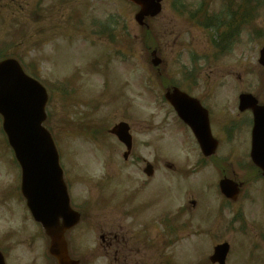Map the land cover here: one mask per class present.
Instances as JSON below:
<instances>
[{"label": "rangeland", "instance_id": "obj_1", "mask_svg": "<svg viewBox=\"0 0 264 264\" xmlns=\"http://www.w3.org/2000/svg\"><path fill=\"white\" fill-rule=\"evenodd\" d=\"M199 1L206 11L205 15L200 14L201 17L219 12L229 2L232 12H240L244 2L240 0V7L233 5L234 0H185L186 13L178 4L179 13L171 9L170 0H166L160 16L148 22V32L134 22L136 10L120 0H2L0 3V56H16L46 87L48 102L44 126L59 149L61 166L68 174L65 179L72 186L73 196L81 198L76 202L87 201L96 207L92 216L101 221L98 229L80 224L69 236L78 241L73 245L82 264H110L106 249L96 247L99 236L106 234L109 223L115 218L110 208L114 212L120 201H114L111 207L108 204L105 209L98 197V189L108 181V174L111 175L108 165H115L112 172L114 192L123 189L124 181L125 185L130 183L123 178L125 172L121 169L126 164L122 160L124 149L119 148L107 133L121 121L129 125L133 149L137 150L127 164L141 167V162L136 159L140 158L158 167L156 177L140 190L147 199L145 202H152L151 191L159 187L171 192L173 197L178 196L176 206H180L186 197L188 201L195 199L190 183L199 194L201 210L198 217H193L192 236H188L190 232H178L175 244L171 243L169 248L166 243L162 256L169 255L174 264H208L207 257L213 247L226 242L230 246L226 264H264V205L259 203L264 199V192L259 181L251 184L256 203L249 202L248 197L242 200L248 230H236L238 223L231 221L233 216L230 215L222 219L219 232L210 230L200 234V226L195 220L203 219L207 224V219L211 220L218 212L213 205L216 173L211 164L220 174L219 167L227 169L233 160L239 169L236 168L237 178H252L247 165L248 134L243 128L229 141L222 136L214 159L205 164L200 162L202 167H199L197 162L202 158L190 132L175 124L169 107L162 100L164 90L174 84L189 88L195 97L204 96L201 103L208 111L213 132L220 128V123H227V127L233 124L227 122L228 112L233 111L231 101L237 102V96L231 98L232 92L236 91L238 95L252 93L263 103L264 71L258 66L257 59L260 42L264 40V7L254 12L258 14L252 23L240 27L238 38H235L239 41L233 50L225 53L222 59L207 63L205 59L191 55L200 57L213 51L208 44L209 31L199 25L201 17L198 14L194 19L190 17L189 12L195 14ZM81 26L87 27L90 40L84 39L86 29L81 31ZM254 30H261L260 35ZM51 32L53 36L48 38ZM85 37L88 38L86 33ZM145 48H156L160 54L163 63L158 70L150 65ZM190 59L196 60L194 79L188 73ZM33 63L36 65L34 70ZM238 119L244 120L243 116ZM97 130L103 134L99 135ZM4 140L5 137L0 135V238L7 234L13 237L7 248L3 245L7 251L6 262L48 264L42 257L40 241L34 237L38 236L39 229L35 225L29 227L28 219H20V206H16L19 170L13 165ZM110 150L114 152L109 153ZM218 159L224 165L218 163ZM165 164L183 166L186 173H192L181 181L177 173L165 175L162 166ZM95 183L99 185L97 189ZM183 187L189 192L178 195L184 192ZM89 191L94 196L91 199L87 196ZM82 194L87 197H78ZM139 198L135 203H140ZM162 204L171 207L172 201L162 198ZM197 207L195 205L191 213ZM139 220L138 216L127 217L124 226L130 224L135 229ZM143 264L147 262L144 260Z\"/></svg>", "mask_w": 264, "mask_h": 264}, {"label": "water", "instance_id": "obj_2", "mask_svg": "<svg viewBox=\"0 0 264 264\" xmlns=\"http://www.w3.org/2000/svg\"><path fill=\"white\" fill-rule=\"evenodd\" d=\"M127 1L139 7L135 20L140 25L145 17H154L160 12L161 0ZM260 63L264 65V49L260 53ZM152 64L157 66L159 60L153 59ZM167 99L180 113L182 120L191 126L204 155H211L216 142L210 136L206 112L200 109L196 101L178 92L173 96L167 95ZM45 103V91L25 76L15 61L0 62V115L3 117V130L22 169V194L34 220L41 224L51 240L50 254L58 264H74L67 257L63 233L75 225L78 218L68 207L52 140L41 127L45 119ZM246 109H250L254 117L251 158L264 176V107H258L250 96H242L240 110ZM127 131L126 126L120 125L115 134L129 147ZM220 188L223 194L229 196L227 183H220ZM226 251V245L219 246L211 261L223 264ZM0 264H3L1 258Z\"/></svg>", "mask_w": 264, "mask_h": 264}, {"label": "flooded vegetation", "instance_id": "obj_3", "mask_svg": "<svg viewBox=\"0 0 264 264\" xmlns=\"http://www.w3.org/2000/svg\"><path fill=\"white\" fill-rule=\"evenodd\" d=\"M238 29L239 22L234 20L233 34ZM133 152L134 150H131L129 157L126 159L127 161L132 156ZM138 162L144 161L139 158ZM152 167L153 173L150 177L151 179L156 177L158 169L157 165L155 164H153ZM164 167L166 168L165 171L167 173L170 171L177 173V178H182V176H184L183 174L186 172L179 169L182 168V166L177 167L173 165H165ZM122 169L123 172H125L123 178L130 181V183H128V185H124L120 193H117L121 196L120 204L118 208L112 212L115 215V218L112 220V223H109L106 236L103 237L101 241L105 244L106 250L111 254L110 264H143V261L146 258V253L148 260H150V252L154 253L153 257L155 258L157 257L159 248L161 245H163L161 243V238L156 236L154 234L155 232H169V230L183 232L187 231L188 228L191 227V210L195 207V204L192 206L190 203V206H188L187 204H189V201L186 197L174 214L170 224V220L168 218L169 214L167 215V207H164L163 213L160 212V187L151 191V193H153V197L151 198L152 202H150L151 200L145 202L144 200L147 199L143 198V193L140 191L147 184L146 180H141L143 177L142 167L139 165L136 166L134 164H125L122 166ZM181 190H184V192H180L178 195H186L189 192L188 188L186 187L181 188ZM190 191H192V189ZM117 194L111 191L108 195V204L110 207L114 201H117ZM141 194L142 196L139 198ZM147 197L150 198L149 195ZM138 198L140 199V203H135ZM175 199H178V196H176ZM162 214L164 216L167 215V223L164 226H162L160 222ZM135 215H137L138 219H140L136 224V228L133 229L130 224L124 226L126 218L131 217L134 219L137 217ZM161 226L164 229H162ZM167 226L170 227L169 230ZM124 232H126L127 235L128 232H137L136 234H133V244L131 246H128L126 242L128 237L126 239V234ZM4 244H9L7 238L5 239Z\"/></svg>", "mask_w": 264, "mask_h": 264}]
</instances>
